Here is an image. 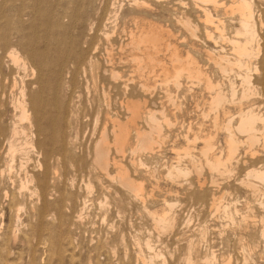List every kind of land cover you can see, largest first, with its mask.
<instances>
[{"label": "bare ground", "instance_id": "1", "mask_svg": "<svg viewBox=\"0 0 264 264\" xmlns=\"http://www.w3.org/2000/svg\"><path fill=\"white\" fill-rule=\"evenodd\" d=\"M67 3L70 24L80 20L84 32L53 21L55 32L32 52L37 65L31 67L15 48L2 60L13 77L10 85L8 78L0 81V108L10 105L13 119L0 125V142L6 144L0 183L18 174V193L26 191L36 217L34 236H47L59 247L65 212L80 222L93 201L106 209L111 200L118 217L139 205L154 228L164 231L176 224L179 211L189 212L185 223L202 212L228 213L237 151L243 143L260 142L264 152V108L258 101V84H264V0ZM27 71L35 78L18 85L14 74ZM256 93L258 98L250 96ZM73 117L83 119L85 142L78 131L72 133ZM245 174L235 185L262 195L263 206L264 189L260 193L255 182L264 187V162ZM259 219L264 242V215ZM191 240L184 264H217L213 251L200 255ZM149 242L147 237L144 245L151 247ZM162 254L153 255L166 264Z\"/></svg>", "mask_w": 264, "mask_h": 264}, {"label": "rangeland", "instance_id": "2", "mask_svg": "<svg viewBox=\"0 0 264 264\" xmlns=\"http://www.w3.org/2000/svg\"><path fill=\"white\" fill-rule=\"evenodd\" d=\"M67 2L68 0H0V81L8 78L6 82L9 85L11 84L10 81L12 80L13 74L10 71L8 63L2 61L7 59L6 55L11 48H15L22 56H26V60H28L27 62H29V65L31 64V67L32 65H37L38 61L32 52L38 44L41 46L39 48L43 49L44 40L46 39L47 41L45 36L55 32V28L52 27L54 24L53 21L58 20V22L63 25L67 24L69 28H75L76 33L79 32L81 34L82 30L83 32L85 31V27H83L84 24H82L83 22L80 20L79 22L70 24V17L68 14L71 13L72 5H69ZM76 24L78 26H75ZM27 72L28 73H24L23 76L22 74L19 75V73H16L18 76L14 74L18 85H21L23 82L25 85L27 84L26 82H29V85L35 78V76L29 74V71ZM251 74L252 77L255 76L253 72ZM258 85L260 91L257 92L260 99L256 97L257 93L250 96L255 95L258 101L260 100L259 105L262 106L261 108H264V84L261 82V84ZM4 108L7 111L3 110ZM1 109L2 108H0V111H3L0 112V114H2L0 117V125L4 128V126L12 121L13 113L12 111L10 112V105H6L2 110ZM31 116L30 114V117ZM10 118L11 120H9ZM72 120V124L76 125H73V135L78 131L79 138L84 139L83 142L88 140V135L85 134L86 131L83 132V129L79 128V125L83 123V119L82 122L80 119L76 120L75 117H73ZM26 123L27 121L24 122V124L28 125ZM262 125H264V123ZM262 125L261 129L264 131V126ZM258 143L260 144V142ZM258 143H254L255 145L253 144L251 147L243 143L239 151H237V153L239 152L237 157H239L240 163L236 165L235 163L232 164V171H230V173H232L228 180L226 202L229 210L233 213L229 211L224 214V212H221L222 210H219L214 213L208 212L204 215L202 212L198 219L192 217L190 221L185 223L190 214L187 211H179L180 213H175L176 224L172 228L170 227L169 230L167 229L164 231L165 229H161V227L154 228L150 216L147 217L148 214L140 211L139 205L136 204H131L129 209H126L125 213L122 212L124 216L122 213H119L123 217L120 215V217H118V214L115 212L117 206H115L114 203L110 204L112 195L110 192L108 195V199L110 198V203L107 205L108 207L105 206L107 207L106 209L104 207L101 209L98 207L97 203L93 201L90 205L91 208L89 207L91 210L89 209V211L84 214L80 222L73 221V214L71 211L65 212L62 225L63 229H61L62 227L60 228V235L62 234L60 236L61 244L59 247L56 246L57 248L50 242L52 239L48 240L47 236H45L46 238L44 236L43 238L34 236V231L32 229L36 223V217L32 213L31 205L29 204L30 201L28 199L26 200V191L23 190L24 192L21 196L18 193V187L15 184L18 183L19 177L16 171H14L13 173L15 176L17 175V178L12 174L10 179L6 177L3 179V181H5L0 183V213H3V216H0V264H143L141 260L142 257H145V261L147 259V264H162V258L153 255L154 252L163 253L162 256H166V264H184L183 253L187 247V242H190L191 239V243L197 251L200 249V255H203V253L208 254L210 251H213V254L216 256L217 264H220L223 259H229L230 264H264V242L259 236L261 227L259 218L261 215H264V205L259 206L258 204V202L262 200V195L251 196L245 187L242 188L235 185L240 179L246 180L245 173L249 168H256L264 162V152ZM242 146L245 147V150ZM5 147L6 144L1 141L0 158L2 161L6 151ZM249 148H251L252 151H250ZM252 152L254 153L253 158L250 157ZM233 165L235 167H233ZM31 166L30 163L28 169H30ZM74 182L75 185H77L76 181ZM255 184H258L257 187L260 189L261 193L264 189L263 184L260 182H255ZM4 191L8 192L9 197L4 196ZM81 191L80 193L82 194L84 192L82 188ZM247 201H250V203ZM92 204L95 207H93ZM230 205L232 207H230ZM233 205L236 206L238 211L233 210V208H235ZM109 206L111 208H109ZM19 207L21 208L20 210H18ZM184 212L187 213L185 214ZM16 213H18V215L20 214V222L16 219ZM104 216L106 218L102 220ZM121 217L122 219H120ZM203 221H205V224ZM195 223L196 227H194ZM176 225L180 227H176ZM181 226L183 228L186 227L187 230L183 229ZM146 230L148 232H146ZM147 237L148 240L150 239L149 245H151V247H146L144 245ZM152 248H154V250H152ZM180 255L182 258H180ZM195 263L201 264L199 260H196Z\"/></svg>", "mask_w": 264, "mask_h": 264}]
</instances>
